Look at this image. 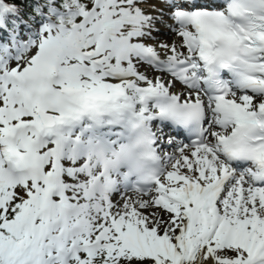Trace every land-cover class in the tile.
<instances>
[{
	"label": "bare ground",
	"instance_id": "1",
	"mask_svg": "<svg viewBox=\"0 0 264 264\" xmlns=\"http://www.w3.org/2000/svg\"><path fill=\"white\" fill-rule=\"evenodd\" d=\"M134 1L141 0H132L128 16L106 20L108 36H116L118 32L124 33L122 31L127 26L132 28L130 32H126L127 39L114 45L115 49L125 56H128L131 51L133 54H152L168 66L188 61L191 56H194V53L186 47L183 41L185 38H191L189 28L178 27L176 17L165 23L158 15L164 11L165 14L168 13L169 18L172 17V8L167 7L164 0H143L144 4ZM131 18L133 19L130 22ZM113 25H117V27L112 29ZM23 38L24 35L21 34L16 40L19 42ZM128 42L133 43L132 47ZM36 48L38 53L42 52L40 45H36ZM90 55L93 56V61L82 60L83 56ZM83 56L69 55L63 59L60 66L57 67L59 70L57 76H60V80H49L48 77H44V82L49 86L45 89H48L49 94L23 97L21 103L30 111L41 108L57 116V127L42 131L61 132L73 125V118H83L86 114L77 107L75 101L84 97L111 98L112 101L118 97L126 101V96H128L130 97L129 102L134 103L140 89L154 87L167 91L175 85V81H169L163 87L160 83L134 78V74L146 77L158 76L161 79L168 76L152 69H146L138 63L135 65V70L131 72L110 69L107 63H100L105 69L112 70L116 78L103 77L102 72H96L100 73V77L89 75L88 71L93 69L92 63L99 62L101 49L91 48ZM45 70L50 71L51 69L45 68ZM11 73L19 75L20 69L12 67ZM17 78L15 76L13 80ZM31 87L26 83H20L15 88L22 95ZM257 88L262 92L260 95L256 97L251 94L252 97L246 95L244 98L246 104L251 106L250 110L253 111L257 110L260 102H264L263 79L257 82ZM172 93L182 94L184 101H189L193 100L192 98L194 100L200 98L202 89L198 84L186 85ZM68 118L71 120L69 121ZM25 126L31 128L35 126L33 117ZM214 126L211 123L210 129H208L210 134L213 133ZM18 131L20 128L10 130L0 124V133L6 136L12 135L10 142L19 141L21 147H18L17 151H15L16 149L13 151L15 154L19 152V162L37 174L42 172L40 166L31 162L34 152L31 149L26 150V138ZM178 144L176 143V145ZM8 147L13 149V145ZM208 147L207 153L184 147L174 151L173 157L168 154L166 158H170V163L166 165V179L164 182L162 181L163 175L150 192V194L155 193L154 199L148 200L145 195L122 192L123 189H118L116 192L119 195L117 202L112 199L114 194L111 195V200L114 201L110 209L113 212L112 216L118 214L117 216L125 221L131 235L130 240L138 246L147 259L153 261V264H163L164 262H159L163 260L162 255L169 259V262L165 264H235L240 259H242L241 264H264V187H256L246 173L234 174L217 150L215 141L209 140ZM25 151L30 155L22 156L21 153ZM65 177L70 178L69 175ZM48 179L49 183H42V189L38 195L43 203H46L45 195L48 189L53 190V197H56L58 193L54 186L59 181L58 173L52 172ZM72 179H78V175L72 176ZM212 184H214L213 190L204 192L206 198L202 205H195L193 202L187 201V196L195 189L198 190L199 185L206 187ZM0 186L11 190V185L1 182ZM222 186L223 195L219 201L225 203L226 206L220 212V207L216 211L214 202L208 201V198L211 194L217 195ZM109 188H112L111 184ZM69 189L79 191L76 186ZM83 191L84 189L80 190L81 194L85 193ZM183 196L186 197V202L182 198ZM85 197L87 196H84L83 199ZM261 199L263 204H261ZM73 209H77L74 204L70 207L67 206L65 215ZM54 214L59 215L57 209ZM120 217H116L115 222L122 220ZM171 217L177 218L173 222L171 219L169 220ZM35 220L38 223L43 221V219L36 218ZM65 223L70 224L69 220ZM117 229L121 230L122 225ZM106 232L109 234L108 238L112 240L117 231L111 227ZM223 237H231L235 242H246L247 254L243 257L240 254L237 257L238 260L233 257L223 258L224 253L217 247L219 240ZM125 238L127 239V237ZM120 240L122 241V239ZM97 241L103 240L101 238Z\"/></svg>",
	"mask_w": 264,
	"mask_h": 264
},
{
	"label": "rangeland",
	"instance_id": "2",
	"mask_svg": "<svg viewBox=\"0 0 264 264\" xmlns=\"http://www.w3.org/2000/svg\"><path fill=\"white\" fill-rule=\"evenodd\" d=\"M85 5L95 4V0H82ZM123 2L115 3L116 7H111L109 10H113V12L106 14L104 18L100 21L99 25L102 24V21L109 17H120L123 12L129 11V6L132 0H122ZM100 3V2H99ZM98 3V4H99ZM53 13H58L55 9H53ZM158 15H161L162 18L165 16L164 13H158ZM172 19V18H171ZM2 19L0 18V23ZM20 26V27H19ZM25 28L26 31V25L24 23L18 24L17 31L20 30V28ZM104 26L102 25V36L103 40L106 39L104 34ZM8 34H11L9 30L5 29ZM15 34H18L17 32ZM28 34L30 31H27ZM42 37L41 39H37V42H40L42 46V53H36V49H33L30 54H28V58H34L38 60L30 62L27 59H25L22 64H19L18 66H23L21 68L20 74H19V80L20 81H26V77H29V81H37L38 75L46 72L45 68H51L50 72L52 73H58L56 70V65L61 62L62 59H64L68 54H72L73 52H87V48L90 47L91 43L85 46H82L83 49H80L76 46V40L71 39L69 37L65 36V33L58 29L57 27H54L52 29H49L48 32H38ZM12 35V34H11ZM31 38L23 40L25 42H28ZM118 39H122V37L119 35ZM117 38H114L110 41L108 46L105 48V52L102 55L103 60H109L110 56L113 54H117L116 62L113 63V68H120L121 70H128L130 68V65L125 63L120 65L119 61L123 58L114 48V44L118 41ZM98 44H92V46L96 47ZM6 56L4 60H6ZM2 60V61H4ZM0 61V63L2 62ZM136 61H139L138 59ZM13 60L10 61L9 68L14 65ZM26 63V65H25ZM40 64V65H39ZM9 68L6 67V70L8 71ZM54 71V72H53ZM49 73V72H48ZM51 78H53V75H49ZM10 84L13 86V81L9 77ZM1 85V84H0ZM1 89V88H0ZM176 89H174L175 91ZM9 96L5 100H0V123L3 125H6L8 129L12 128V125L19 120L22 112V106L20 105H14L15 111L10 110V106L13 103L15 93H9ZM2 106L5 109H2ZM16 116V119L14 121H11L9 123V118ZM26 119V117H25ZM44 154L42 153H36V158L33 160L34 162H40L43 161ZM43 164V163H42ZM65 166L68 168V171L71 175L76 174V169H79V166H73L71 164H65ZM71 182V181H68ZM42 184L38 183H30L26 186H23L21 188H14V190L11 192L13 193L11 197L8 198V200H5L4 197L0 196V228L1 227H7L12 231H15L21 235H27V242L29 245L27 247L21 248L19 250H15L10 257H8V260L12 262H23L27 259H30L29 262L26 264H44L48 261H50L53 257V252H51L50 256L47 255L48 251H50L51 248L57 247V245L61 246L62 251L65 252L67 250V244L66 242V235L65 231L60 230V233L57 234L53 232L51 228L55 226L56 221H59L63 217L59 219H51V217H48L46 220L41 221L38 223L36 219H42L45 215L53 216V211L55 207V203L57 201H51V205H47L46 207L42 206L41 202L37 201V194L40 191ZM2 189L0 188V193ZM10 193V191H7V195ZM25 199V200H22ZM45 200L48 202L50 200V191L46 195ZM71 201V200H70ZM21 202H23L22 209L25 211V214L18 218L14 222L6 223L8 220V216L11 215V208L14 206H18ZM32 203L31 209L36 208L37 211L34 213L35 217H32L31 209L29 204ZM49 203V202H48ZM83 207L87 209L88 204H82ZM98 206V204L96 205ZM106 207V214L108 219L110 217L108 216L109 206ZM96 208V207H95ZM94 214V213H93ZM117 216H113L110 219V225L117 226V223H114V219ZM172 220L173 222L176 220V217H171L169 220ZM92 220H98L94 224L90 225L92 229L93 225L97 230H108V223H106L105 214H95V217L92 216ZM1 223H3L1 225ZM126 230V225L124 227V231ZM127 231V230H126ZM123 234L127 235V232H122ZM98 232L96 231L95 234H93V238H97ZM119 236H114V239H118ZM86 237H84L83 240H85ZM168 240V238H166ZM50 241L51 243H54L53 245H48L47 242ZM169 242V240H168ZM0 243H2L1 235H0ZM114 243V242H113ZM47 244V245H46ZM218 248L221 250H224L223 258L225 257H233L236 260L237 257L241 254L243 257L247 253V248L244 244H234L231 241H223L222 239L217 244ZM85 260L81 258V260L75 262V264H100V261L102 259H105L106 261H109V264H153V261L150 259H147L145 255L141 252V250L138 248L136 244H134L131 240H129L126 243H119L111 247V250L107 249L105 251L99 252V253H89L85 257ZM163 260L159 262L168 263L169 259L167 256L162 255ZM156 261V259H154ZM242 259L239 260V262H236L235 264H241Z\"/></svg>",
	"mask_w": 264,
	"mask_h": 264
},
{
	"label": "trees",
	"instance_id": "3",
	"mask_svg": "<svg viewBox=\"0 0 264 264\" xmlns=\"http://www.w3.org/2000/svg\"><path fill=\"white\" fill-rule=\"evenodd\" d=\"M7 5L14 8V12L19 17H22L30 22H35L36 16L40 15L38 10L39 3L43 2L50 5L62 6V5H70L77 2V0H2ZM1 10V5H0ZM13 16V13H10V16ZM15 20H18L15 16H13ZM0 233L3 235V239L5 242L6 248H0V264H12L8 257L12 253V251L19 247L20 243L23 242L24 237L19 236L16 233L7 231L5 229H1ZM21 244V247L23 246ZM3 253V254H2ZM18 264V263H17Z\"/></svg>",
	"mask_w": 264,
	"mask_h": 264
}]
</instances>
